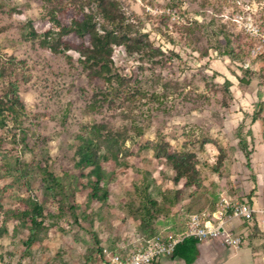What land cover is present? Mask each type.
Instances as JSON below:
<instances>
[{"label":"rangeland","instance_id":"1","mask_svg":"<svg viewBox=\"0 0 264 264\" xmlns=\"http://www.w3.org/2000/svg\"><path fill=\"white\" fill-rule=\"evenodd\" d=\"M120 2L166 63L149 66L116 49L113 61L128 80L108 93L80 69L73 49L54 55L29 37L31 27L39 34L50 27L42 0H0V63L15 61V72L27 79L19 94L29 115L23 142L9 122L0 128V264H99L104 251L132 249L155 231L178 234L188 215L217 213L221 199L239 200L255 181L251 161L264 150V0ZM192 22L198 25L188 29ZM222 32L243 46L244 64L216 50ZM241 69L251 70L248 86L236 80ZM99 90L107 92L105 105L92 110ZM94 125L119 143L127 138L122 148L98 143L100 160L109 159L99 183L104 201L89 199L104 195L88 190L97 181L74 157L77 137ZM157 138L194 156L199 188L173 183L174 172L151 148ZM30 204L42 210L36 228L21 215Z\"/></svg>","mask_w":264,"mask_h":264},{"label":"trees","instance_id":"2","mask_svg":"<svg viewBox=\"0 0 264 264\" xmlns=\"http://www.w3.org/2000/svg\"><path fill=\"white\" fill-rule=\"evenodd\" d=\"M185 1L190 3L192 0H171L172 3L179 6ZM42 2L46 6V20L50 27L43 30L41 34L36 33L31 27L29 37L38 39L40 47L54 55H66L68 51L73 49L79 56L76 61L80 69L87 74L90 81L98 80L104 85L106 87L104 90L107 92L109 89L112 91L114 86L122 90L128 80L127 75L120 73L113 61V54L116 49H120L128 58L135 57L134 59L147 63L149 66L166 63L165 55L160 46H157L150 35L143 31L140 20L125 12L120 0H42ZM187 25L188 29H193L198 23L192 22ZM70 37L80 42L79 48H74L71 45L68 40ZM221 37L216 50L231 62L244 64L245 51L243 46H234L232 38L224 32H222ZM192 41L194 42V39L187 38V44L193 43ZM68 61L72 62L71 58H68ZM15 64V61L12 60L0 63V128L5 127V124L9 122L15 131L18 129V132L23 133V142L27 135V131L24 134L23 122L24 118L29 115L21 100L19 87L20 82L25 83L27 79L21 80V75L17 71L15 72ZM241 71L244 76H238L236 80L238 84L248 86L251 82L248 76L251 70L241 69ZM223 85L227 88L230 82L225 80ZM107 92L99 90L93 93L90 109L99 110L103 108ZM252 120L261 122L255 115ZM104 129V126L94 125L87 134L79 135L74 154V157L78 159L76 165H84L90 168L88 177L90 179L95 178L97 181L94 184L91 183L88 190L91 192L98 190L104 195L99 199L93 195L89 196L90 200L96 201H104L107 194V190L101 189L99 183L104 180L102 164L104 160L109 161L107 158L100 160L98 157V143L109 140L117 148H122L127 140V138H123L119 143L118 137L108 132H102ZM138 133L140 136L141 132ZM262 133L264 135V125L262 126ZM3 148L4 140L0 136V150ZM151 148L155 157L163 159L174 172L175 176L172 179L174 184L177 185L184 181L185 187L199 188L200 184L197 179L199 174L193 163L194 156L192 154L176 151L160 138L156 139ZM114 158L117 159L115 155ZM113 159L111 158L110 161H114ZM45 172L49 181L58 182L51 173ZM65 175L66 173H64ZM177 204L176 200L172 202V205ZM152 206H156V204H152ZM144 209L149 216L148 218H152L151 209L146 207ZM41 213L40 207L30 204L26 206V210L21 215L29 221L31 228H36L42 224L41 222L37 223ZM154 216L156 217V215ZM180 230H175V233H180ZM157 235L158 233L155 231L152 236L145 239H153ZM196 245L197 242L194 240H185L176 247L173 256L191 263L198 255ZM118 251L119 246L115 247L112 252Z\"/></svg>","mask_w":264,"mask_h":264},{"label":"built area","instance_id":"3","mask_svg":"<svg viewBox=\"0 0 264 264\" xmlns=\"http://www.w3.org/2000/svg\"><path fill=\"white\" fill-rule=\"evenodd\" d=\"M261 48L264 54V39ZM218 206L217 213L202 212L190 215L184 230L178 234L156 236L139 242L132 249L120 246L118 252L106 254L104 251L106 257L99 264H160L161 258L173 256L176 247L185 240H194L197 243L219 240L228 248L239 249L242 238L227 232L225 225L235 219L251 221L255 213L264 214V210H255L245 196L236 201L223 198Z\"/></svg>","mask_w":264,"mask_h":264},{"label":"crops","instance_id":"4","mask_svg":"<svg viewBox=\"0 0 264 264\" xmlns=\"http://www.w3.org/2000/svg\"><path fill=\"white\" fill-rule=\"evenodd\" d=\"M258 152L259 156L251 161L256 168L255 181L248 192L239 194L245 195L255 210H264V150L260 148ZM225 230L242 238L239 249L208 240L197 243L198 255L193 262L171 256L161 258L160 264H264V214L255 213L251 221L235 219L225 225Z\"/></svg>","mask_w":264,"mask_h":264}]
</instances>
